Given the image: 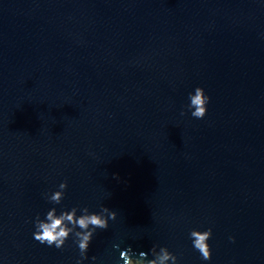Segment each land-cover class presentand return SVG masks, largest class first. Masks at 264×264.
<instances>
[{"label":"water","instance_id":"1","mask_svg":"<svg viewBox=\"0 0 264 264\" xmlns=\"http://www.w3.org/2000/svg\"><path fill=\"white\" fill-rule=\"evenodd\" d=\"M264 264V0H0V264Z\"/></svg>","mask_w":264,"mask_h":264},{"label":"rangeland","instance_id":"2","mask_svg":"<svg viewBox=\"0 0 264 264\" xmlns=\"http://www.w3.org/2000/svg\"><path fill=\"white\" fill-rule=\"evenodd\" d=\"M128 264H140V263L130 260V262Z\"/></svg>","mask_w":264,"mask_h":264}]
</instances>
